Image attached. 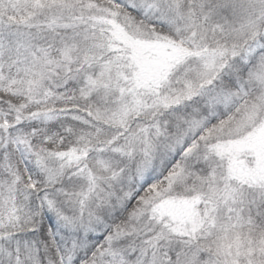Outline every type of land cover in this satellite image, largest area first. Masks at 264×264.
Instances as JSON below:
<instances>
[{"label":"snow or ice","instance_id":"snow-or-ice-1","mask_svg":"<svg viewBox=\"0 0 264 264\" xmlns=\"http://www.w3.org/2000/svg\"><path fill=\"white\" fill-rule=\"evenodd\" d=\"M0 264H264V0H0Z\"/></svg>","mask_w":264,"mask_h":264}]
</instances>
